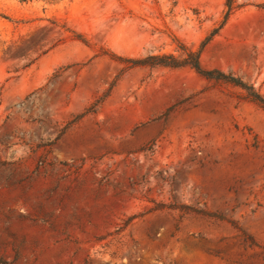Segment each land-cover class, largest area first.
Here are the masks:
<instances>
[{"label": "rangeland", "instance_id": "rangeland-1", "mask_svg": "<svg viewBox=\"0 0 264 264\" xmlns=\"http://www.w3.org/2000/svg\"><path fill=\"white\" fill-rule=\"evenodd\" d=\"M226 1L0 0V264H264V109L126 60L264 95V0Z\"/></svg>", "mask_w": 264, "mask_h": 264}, {"label": "trees", "instance_id": "trees-1", "mask_svg": "<svg viewBox=\"0 0 264 264\" xmlns=\"http://www.w3.org/2000/svg\"><path fill=\"white\" fill-rule=\"evenodd\" d=\"M226 8L227 10L224 16L225 21H227L233 11L237 8V5H235V0H227ZM76 36L82 42H87L85 37H83L81 34H76ZM177 51L180 53L179 55L174 53H157L144 57L128 58L126 60L131 64L130 66L163 65L176 68L189 65L208 80L220 81L241 88L244 90V98L255 102L264 109V95L261 94L253 84H248L241 77L236 76L233 73H227L220 69L204 68L200 60V50H195L178 39ZM192 210L197 213L205 214L203 211H199L197 209Z\"/></svg>", "mask_w": 264, "mask_h": 264}]
</instances>
